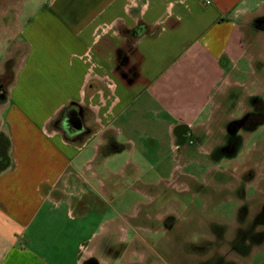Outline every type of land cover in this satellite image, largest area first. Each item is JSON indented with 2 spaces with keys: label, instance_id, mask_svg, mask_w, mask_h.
I'll list each match as a JSON object with an SVG mask.
<instances>
[{
  "label": "crops",
  "instance_id": "crops-1",
  "mask_svg": "<svg viewBox=\"0 0 264 264\" xmlns=\"http://www.w3.org/2000/svg\"><path fill=\"white\" fill-rule=\"evenodd\" d=\"M260 4L256 0H46L22 26L15 23L17 35L29 47L23 61L36 66L32 74L46 75L44 79L57 87L56 97L64 96L54 99L46 113H39L42 100L31 109L16 94L25 84L18 76L0 96V264H85L92 256L101 259L94 245L87 246L91 238L85 239L91 200L111 196L116 201L117 179L125 178V169L138 166L129 159L112 167L109 160L123 152L117 139L127 136L125 142L134 153L130 136L134 133L156 138V129L162 127L176 150L183 145L175 129L183 127L194 136L210 133L212 115L219 108L213 95L228 78L220 64L223 58L233 70L246 60L253 71L255 62L263 84L262 51L253 49L252 54L257 44L250 48L239 24L248 16L264 21L263 14L251 12ZM135 27L133 39L128 38L124 30ZM27 69L21 66L18 72ZM68 108L79 113L81 129L67 139L55 121ZM148 115L152 132L143 128L149 124ZM201 148L206 155L213 153ZM204 165L210 178L203 177V184L211 193L199 192L201 201L206 206L230 202L235 181L230 187L220 177L229 167L218 170L219 165ZM256 166L254 161L249 167ZM256 182L251 185L258 211L262 194ZM98 226L101 236L114 230L119 235L116 242H123L122 220Z\"/></svg>",
  "mask_w": 264,
  "mask_h": 264
},
{
  "label": "rangeland",
  "instance_id": "rangeland-1",
  "mask_svg": "<svg viewBox=\"0 0 264 264\" xmlns=\"http://www.w3.org/2000/svg\"><path fill=\"white\" fill-rule=\"evenodd\" d=\"M256 1L261 4L251 12L264 15V0ZM43 2L46 0H0V96H3L6 87L8 91V87L18 76L20 82L25 84L22 89L19 87L16 94L20 95L21 100L28 101L30 106L36 102L40 104L42 100L43 105L37 108L39 113H46L54 99L60 101L64 95L56 97L54 92L57 87L44 79L46 75L32 74L35 73L33 68L36 66L29 61H23L29 47L17 35L18 27L15 23L22 26L26 18L34 14ZM239 24L250 48L257 44L254 48L252 46V54L255 53L253 49L260 48L264 56V26L261 18L252 20L251 16L243 17L239 19ZM259 63V67L264 70V60ZM220 64L228 78L220 86L222 89L215 91L213 95L216 97L214 103L218 102L219 108L212 115L210 133L191 135L179 150L172 148L171 138L162 127L156 129V138L144 133H134L130 135L135 143L134 153L129 151L132 147L125 142L127 136L117 139L123 152L109 160L113 163L112 167L116 168L129 159H133L138 166L134 170L125 169V178L117 179L119 183L113 187L117 189L116 201L110 200L111 196L106 200L100 197L97 198L98 201L94 198L91 200L85 239L91 238L87 246L94 245L102 259L111 258L102 251L104 246L119 249L123 245L121 257L125 258L124 263H131L130 259L141 262L142 258V264H217V257L227 256L229 258L226 262L230 264H264V243L251 246L245 255L230 248L237 240L236 229L242 226L238 220L240 200L236 191L229 194L232 198L230 202L216 205L207 203L206 206V202H200L196 197L199 186V192L209 195L211 193L209 186L203 184V177L206 180L210 178L206 176L204 164L219 165L218 170L235 164L233 175L236 179L239 172L243 171L242 165L250 166L256 161L259 166L264 162V83L259 82L258 68L253 62V72L252 66L246 60L239 62L237 70H233V65L227 63L226 58ZM21 66L29 69L20 74L18 70ZM262 76L264 78V74ZM108 86L111 84L108 83ZM130 111L134 112L135 109ZM148 119L149 124L143 128L152 132L155 128L150 122L151 115H148ZM229 125L234 126L233 133ZM1 147L2 142L0 149ZM199 147L204 150L210 148L213 153L206 155ZM220 177L221 181L231 183L230 187L235 184L236 190L245 187L239 186L237 180L228 179L225 175ZM172 184L180 186L170 187ZM257 190L262 192L263 188L261 190L260 186ZM245 194L252 200L249 202L244 224L254 220L260 222L258 214L254 216L259 200L253 198L255 193L252 185L245 190ZM99 211L101 214L96 213ZM164 213L171 214L168 216L172 218L171 229L165 230L163 227L164 221L160 218ZM110 220L116 223L122 220L128 228L122 244L116 242L119 235L114 230H110L105 237L100 235L98 224L104 225ZM213 224L219 230H214ZM215 231L217 234L221 232L220 246L215 249L212 245L213 250H209L208 242L212 244L215 241Z\"/></svg>",
  "mask_w": 264,
  "mask_h": 264
},
{
  "label": "flooded vegetation",
  "instance_id": "flooded-vegetation-1",
  "mask_svg": "<svg viewBox=\"0 0 264 264\" xmlns=\"http://www.w3.org/2000/svg\"><path fill=\"white\" fill-rule=\"evenodd\" d=\"M261 24H263V26H264V21H262ZM135 30L137 31V27H135V29H133L131 31L124 30V33H126V34L128 33L126 36L128 38L133 39ZM263 30H264V28H263ZM0 91H1V84H0ZM70 109L71 108H68L64 112H62L59 115V117L57 118V120L55 121L56 129H58L60 131L63 138H67V139L70 137H76V135H78V134H75L76 132H71L70 129L65 128L66 127L65 126L66 116L69 113L75 112V111H71ZM74 115L78 116L79 113L75 112ZM232 126L233 125H229V128H230V131L233 133L234 129H232ZM80 133H83V131L81 130ZM174 134H175L177 141L179 142V145H184L188 141V139L191 138V135L183 127L175 129ZM229 159H231V158H229ZM232 159H234V157ZM234 166H235V164H231V165H229V168L226 169L227 170V175H225V176H227L226 178H228V179L232 178L233 180H237L239 183V186L244 185L245 187L239 188L238 190L235 189V191L238 194V198H239V200H241V203H242L238 209V220H239V223L242 224V226L240 225L241 228L236 229L235 233L237 234L236 235L237 240L235 243L231 244L230 248L234 251H238L241 254L245 255L247 253V251L249 250V248H251V246H254V245L259 246V245H262L264 243V225H262L260 222H256L255 220L253 222L250 221V223L244 224L245 218H247V215H248L249 202H251V200H252L251 198L250 199L247 198V195H245V190H246V185L250 184L251 180H253V179H254V181H257L256 182L257 187L261 186V190L263 188V190L261 192L262 193L261 204L259 206L258 211H255V214H254L255 217L257 216L262 205L264 204V162L261 165H259L260 167L256 166L255 169L250 168L248 165H245V166L242 165L243 169L241 168V170H243V171L239 172V174L237 175L238 178L236 176V179H235V176L233 175V173L235 172L233 170ZM230 170H231V172H230ZM257 170H259V172H257ZM255 176H257V179H255ZM173 185H178V184H172V185H170V187H172ZM178 186H180V185H178ZM199 187H201V186H199ZM199 187L196 189L197 190L196 197L201 202L203 195L199 193V191H198ZM230 194H232V193H230ZM245 196H246V198H245ZM216 204H218V203H216ZM168 216H171V214L170 213H164L163 216L160 218V220L162 219L164 221L163 227L165 230L172 228V224H171L172 218H169ZM213 229L214 230L217 229L216 225H213ZM125 230L127 232L128 228L126 227ZM217 230H219V229H217ZM220 233L221 232H219L218 234H217V232L215 233L216 234L215 238L217 240L215 239L214 242L212 241V244L210 242H208L209 250H213L212 245L214 246L215 249H217V248L219 249V246H220L219 244L221 242L220 241ZM122 243L123 242H121L120 244H122ZM123 248H124L123 245L121 248L119 246V249H113L112 247H109V246L103 247L102 251H104L108 255L107 257H111V258H106L108 260V264H114V262H117V261H118L117 264H123L124 263L125 258L121 257L122 253H123ZM217 258H218L217 264H230L229 262H226V261H228L227 259L229 258L227 256L226 257H217ZM140 259H141V262H133L130 259L129 261L131 263L128 262V263H124V264H142L143 260H142V258H140ZM99 260H102V258L100 259V258H97L95 256H92L89 259H87L85 264H99ZM113 260H115V261H113ZM111 262H113V263H111Z\"/></svg>",
  "mask_w": 264,
  "mask_h": 264
},
{
  "label": "water",
  "instance_id": "water-1",
  "mask_svg": "<svg viewBox=\"0 0 264 264\" xmlns=\"http://www.w3.org/2000/svg\"><path fill=\"white\" fill-rule=\"evenodd\" d=\"M65 128L70 129L71 132H78L81 129V125L77 116L74 113H69L66 116ZM259 221L264 225V204L262 205L258 213Z\"/></svg>",
  "mask_w": 264,
  "mask_h": 264
},
{
  "label": "trees",
  "instance_id": "trees-1",
  "mask_svg": "<svg viewBox=\"0 0 264 264\" xmlns=\"http://www.w3.org/2000/svg\"><path fill=\"white\" fill-rule=\"evenodd\" d=\"M7 69V68H6ZM2 91V90H1Z\"/></svg>",
  "mask_w": 264,
  "mask_h": 264
}]
</instances>
